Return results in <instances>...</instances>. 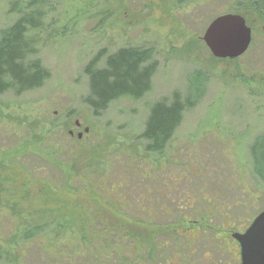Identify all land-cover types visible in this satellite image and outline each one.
Returning a JSON list of instances; mask_svg holds the SVG:
<instances>
[{
  "label": "rangeland",
  "instance_id": "rangeland-1",
  "mask_svg": "<svg viewBox=\"0 0 264 264\" xmlns=\"http://www.w3.org/2000/svg\"><path fill=\"white\" fill-rule=\"evenodd\" d=\"M14 1L0 0V31L16 19ZM50 1L46 29L34 36L50 78L20 95L0 93V264H240L229 231L245 230L264 209L253 169L260 152L250 150L264 134V15L249 3L236 12L238 0ZM228 12L243 15L252 42L238 58L217 59L202 35ZM130 46L153 51L151 91L94 116L83 101L84 67L102 49ZM177 91L198 101L152 154L141 138L148 109ZM75 120L88 128L82 138L68 133ZM148 198L159 200L157 224L205 213L212 229L194 234L189 248L168 241L148 259L91 223L93 206L116 199L137 216V200Z\"/></svg>",
  "mask_w": 264,
  "mask_h": 264
},
{
  "label": "trees",
  "instance_id": "trees-1",
  "mask_svg": "<svg viewBox=\"0 0 264 264\" xmlns=\"http://www.w3.org/2000/svg\"><path fill=\"white\" fill-rule=\"evenodd\" d=\"M14 3L17 6L10 7L9 11L14 13L16 19L0 31V93L12 91L20 95L22 92L42 87L50 78V72L37 57L35 48L37 40L34 36L46 29L44 19L51 10V1L28 0L25 3L15 0ZM243 3H249L254 10L264 15V0H238L236 12H239ZM45 6H48L46 10ZM157 68V60L153 57L151 48L130 46L121 47L115 52L102 49L84 67L88 95L83 101L90 107L91 113L98 117L111 101L122 97L140 99L151 91L152 77ZM199 78L194 77L190 84L194 94L200 89ZM197 101L190 91L185 96L177 91L170 98H162L150 105L145 127L141 132V138L146 141L145 149L153 153H162L180 124L183 114L194 107ZM254 141L250 150L255 156L256 151L260 154L254 158L253 169L264 181V164L262 160L258 161L261 157L264 161V134ZM101 227L99 231L105 233L100 235L101 238H110L116 232L115 239L122 238L126 241L125 245L128 244L130 247L134 245L136 252L144 248L148 259H151L160 247L164 249L166 244L165 237H160V229L143 228L139 224L120 226L117 223ZM126 232L129 234L128 237ZM194 234L198 233L189 231L183 236H178L180 247L189 248L194 243L196 236Z\"/></svg>",
  "mask_w": 264,
  "mask_h": 264
},
{
  "label": "water",
  "instance_id": "water-1",
  "mask_svg": "<svg viewBox=\"0 0 264 264\" xmlns=\"http://www.w3.org/2000/svg\"><path fill=\"white\" fill-rule=\"evenodd\" d=\"M203 32V43L217 59L238 58L252 42V30L240 13L218 14ZM231 237L239 243L240 264H264V209L244 231L232 232Z\"/></svg>",
  "mask_w": 264,
  "mask_h": 264
},
{
  "label": "flooded vegetation",
  "instance_id": "flooded-vegetation-1",
  "mask_svg": "<svg viewBox=\"0 0 264 264\" xmlns=\"http://www.w3.org/2000/svg\"><path fill=\"white\" fill-rule=\"evenodd\" d=\"M87 127H83L78 123L77 120L74 121V128L69 129V135H74V129L77 130L76 137L82 138L83 135L87 133L85 131ZM164 151V150H163ZM152 154H159L160 152L153 153ZM40 155V154H39ZM99 196L102 198L103 195L99 193ZM103 200V198H102ZM115 201V202H114ZM112 203L106 202V204L102 205L101 207H94L93 206V212H95L94 218H92L91 223L93 225L97 226H109L111 224L116 225L120 224V226H130V225H141V227H151L153 229H160V237H165L167 243L168 239H170V244L173 247L178 246V236H183L189 231H196L197 233H200L201 231L205 229H212L211 226L208 223V215L205 213L204 216H201L200 220L197 219H189V217L182 215L179 219L172 218V222L170 224H157L158 220L156 218V211L155 208H157V205L159 203L158 199L148 200L146 199H138L137 200V212L138 215L135 216L131 213H128L127 210L131 209L127 205L125 206L124 202L114 200ZM159 206V205H158ZM168 215L171 217V213H168ZM159 223V222H158ZM169 227V228H168ZM215 233L218 234L220 231L219 229L214 230ZM238 231H244V230H238ZM230 234L232 231H229ZM126 236L128 237V233L126 232ZM116 235V232L114 233V236ZM233 241H235L232 238ZM236 243H238L236 241ZM239 248V243H238ZM239 252V251H238Z\"/></svg>",
  "mask_w": 264,
  "mask_h": 264
}]
</instances>
